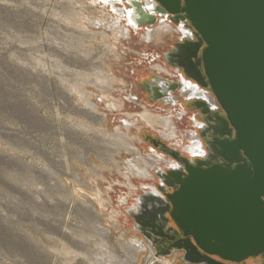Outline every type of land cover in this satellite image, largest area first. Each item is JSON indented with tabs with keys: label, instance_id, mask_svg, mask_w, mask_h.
Here are the masks:
<instances>
[{
	"label": "rangeland",
	"instance_id": "rangeland-1",
	"mask_svg": "<svg viewBox=\"0 0 264 264\" xmlns=\"http://www.w3.org/2000/svg\"><path fill=\"white\" fill-rule=\"evenodd\" d=\"M91 1L0 0V264H122L110 253L123 264H186L178 252L173 262L147 248L129 250L141 237L130 210H117L120 188L143 181L129 172V140L144 152L161 135L138 114L170 116L143 87L156 76L147 54L160 56L154 68L163 67L174 38L168 34L160 54L144 45V33L116 37L112 15ZM95 78L105 85H92ZM76 89L92 96L99 122L79 111L86 100ZM128 93L140 98L132 108ZM117 103L133 112L132 125L115 115ZM242 264H264V257Z\"/></svg>",
	"mask_w": 264,
	"mask_h": 264
},
{
	"label": "water",
	"instance_id": "water-1",
	"mask_svg": "<svg viewBox=\"0 0 264 264\" xmlns=\"http://www.w3.org/2000/svg\"><path fill=\"white\" fill-rule=\"evenodd\" d=\"M124 1L129 25L153 29L162 18L178 30L163 59L181 77L145 83L151 102L189 103L192 114L186 148L171 150L176 164L156 172L160 191L174 190L166 204L176 228L166 233L182 239L172 248L186 264L264 257V0H152L148 9Z\"/></svg>",
	"mask_w": 264,
	"mask_h": 264
},
{
	"label": "built area",
	"instance_id": "built-area-1",
	"mask_svg": "<svg viewBox=\"0 0 264 264\" xmlns=\"http://www.w3.org/2000/svg\"><path fill=\"white\" fill-rule=\"evenodd\" d=\"M138 1H140L143 4V6L147 9L152 7V0H138ZM94 2L102 3L103 0H92L91 2H89V4L94 3ZM117 4H118V7L122 9V15L119 17V22H121L123 26H126L127 28H129L130 32H132L134 37L139 36L142 33H144L143 28H147V27H138L137 28V27H133L127 23L126 16H127V12L130 10V6L124 0H117ZM110 11L112 14L117 16L112 10H110ZM159 24L161 26H167V25L170 26L171 25L170 22H167L166 19H162V18H160ZM96 30H98V29H96ZM165 32L167 34H169L170 32L177 33L178 30L175 28H172L171 30H169V29L165 30ZM144 34H146V36L149 35L147 33H144ZM125 40H129V39H125ZM145 42L148 43L149 41H145ZM147 57H148L147 60H150L151 69L155 73H157L156 75L165 76V77H167L169 79H173V80H177L181 77L180 75L173 73V70L170 67L169 68L171 70V73L165 72V71L160 72V71L156 70L154 68V64L159 62L158 60L160 59V56L147 54ZM165 65H167V63ZM103 99H104L103 96H101V98H99V99L97 98V102L101 105L104 102ZM206 101L211 103L215 110H221L219 103L217 102L215 96L211 93L210 90H206ZM125 102L127 103L128 108L129 107L132 108V105L134 103H137V100H136L135 96H133L132 93H128V96L126 97ZM127 106H125V107H127ZM106 107H107V105H106ZM104 109L105 110H103L101 112L104 113L105 116L107 115L109 117V115H110L109 113H112V112L110 111V109L109 110H106L107 108H104ZM161 110H162V112H165V115L166 114L167 115L172 114L174 116V121H176L177 124H181L184 120H186L190 116L188 113V110L183 106L182 102L175 104L169 108L168 107L163 108ZM128 113L133 114L132 111H124L123 107L120 109V111H115V115L117 114V116L119 115L122 117L123 120L121 123L124 127L129 125V123H130V120H129L130 118L127 117ZM131 128H133V127H131ZM115 130H116V128H115ZM193 132L194 131L192 130L191 133H193ZM158 140L161 141V143H162L161 147H155L153 145H150L149 147L144 148L145 151L144 152L142 151V155L146 158H149V159H151L153 157H160L161 161L156 162L154 164V166L150 169V173H151L150 176L148 175L147 178L144 177L145 182L138 184L137 188L135 189L134 192L131 193V191H129L128 189H123V188L121 189L120 188L121 194L119 195V201L117 202V204H118L117 209H119L121 207V209L119 211L124 212V211L130 210L131 209L130 203H131V200L133 198H135V197L138 198L139 195L141 194V192H143L149 188H152L156 184V182L159 183V180L156 176V172L158 170L166 172L167 170H169L171 168L172 165L176 164L175 160L172 157H170V155H169V152L171 150H173V149H176L178 151L184 150L183 143L181 145H179L177 143V141L165 140L160 135H159ZM127 156H128L127 157L128 158L127 159V165L129 167H131L128 163L133 159V157L129 156V155H127ZM125 180H127V179H125ZM168 258H170V257H168ZM170 259L173 262L176 261L175 256L171 257Z\"/></svg>",
	"mask_w": 264,
	"mask_h": 264
},
{
	"label": "bare ground",
	"instance_id": "bare-ground-1",
	"mask_svg": "<svg viewBox=\"0 0 264 264\" xmlns=\"http://www.w3.org/2000/svg\"><path fill=\"white\" fill-rule=\"evenodd\" d=\"M97 4L100 5L101 7L106 8L108 10V12L112 15V16H110L107 13L110 16V19H109L110 21L108 23L110 24L111 30H114L116 32V37L117 36L118 37L125 36V31L129 32L130 34H132V32H130L129 28H127L126 26H123L122 23L119 22V17L122 15V9L118 7L117 0H103L102 3H97ZM110 10H112L117 16L112 14ZM101 22H102L101 20L96 21L95 25L101 26ZM119 26H122L123 28L119 27ZM155 28H159V31H162V30L165 31V30H168V29L171 30L173 27L171 25L170 26H168V25L167 26H161L159 24V25L155 26L153 29H155ZM151 31H152L151 29L143 28V32L149 34V35L146 36L147 39L151 38V33H152ZM161 65L163 67L158 65L156 70H158L160 72L165 71V72L171 73V70H170L169 66L165 65L164 63H161ZM159 68H161V69H159ZM173 73H175V72H173ZM163 77H165V76H163ZM91 84L94 85L95 87H97L99 85H105V82L103 80L99 79V78H95V79H92ZM76 93L83 101L86 100L85 101L86 102V107L85 108H87V110H79V111H84L85 115L86 114L90 115V116H87V117L90 118L91 121L93 120L92 122H99L102 119V114L99 113L97 107L92 104V101H91V97L92 96H90V97L88 96V97H86L84 99V96H83L84 92H83L82 89H76ZM135 98H136V100H139L138 96H135ZM72 105H73V102H72ZM138 116L140 117V119L144 123H146L149 126H152V125L154 126V123H157L156 116L153 115L152 113L148 112L147 110H145L143 112H140L138 114ZM169 118H170L169 124H170V122H174V124L171 123L170 125H168L169 126V131H166L164 129L163 130L155 129V130H157V132H159L161 134L160 136L162 138H164L165 140H175V141H177V143L179 145H181L183 143V145H184L183 147L186 148L185 144L187 143V141H189V137H190L189 135H190L191 132H188L186 134L180 133L178 125L174 121V116L172 114H170ZM129 125H132L131 121H130ZM157 125H160V124H157ZM161 126H162V124H161ZM160 161H161L160 157H153L150 160H148L146 158L142 159L141 161L137 160L136 163H132L133 161L129 162L130 166H131V167H129V172H132L135 175H139L138 179H143L144 177L147 178L148 175L150 176V174H151L150 173V169L154 166V164L156 162H160ZM142 182H145V179L143 181H140L138 184H140ZM134 191H135V189L131 190V193L134 192ZM120 209H121V207L119 209H117L118 212L123 214L122 211H119ZM98 229L103 231L104 235H108V232L106 230H104L101 226H99ZM140 239L142 241H139L137 239L132 241L127 246V247H129V250H132V251H144V250H146L147 245H149V244L147 242H145L142 238H140ZM152 250H153V248H152ZM155 254H156V252H155ZM110 255H113L112 257H114V261L115 262L122 263V264L124 263V262L120 261V259L117 257L116 254L110 253ZM160 257H164V256H160ZM165 258H168V257H165ZM168 259H170V258H168Z\"/></svg>",
	"mask_w": 264,
	"mask_h": 264
},
{
	"label": "flooded vegetation",
	"instance_id": "flooded-vegetation-1",
	"mask_svg": "<svg viewBox=\"0 0 264 264\" xmlns=\"http://www.w3.org/2000/svg\"><path fill=\"white\" fill-rule=\"evenodd\" d=\"M143 88L147 90L145 85ZM187 110L190 115L189 117H191L192 114H190V109ZM222 162L223 161H220V163ZM130 183L132 184L133 181H130ZM154 186L141 192L139 197L135 200V202H133L131 206L130 213H132V215H136L135 218L131 215L133 229L136 235L141 237L145 242L149 244L147 245V249L150 250L155 256L156 254L152 251L151 248L153 245H155V248H153V250L156 253L161 251H169L173 254L174 252L178 251H175V249L172 248V245L178 240L182 239V234L175 236L173 232H171L170 234L166 233L168 229L171 228V226L176 228L172 221H169V223H167V217L169 216L166 204L169 201L167 195L173 193L174 190L168 188L166 189V191L162 192L160 191V185L157 182ZM141 196L146 197L143 204H140L139 199ZM158 217L163 218L165 222L154 221V218ZM139 241L142 240L139 239ZM178 253L181 254V252Z\"/></svg>",
	"mask_w": 264,
	"mask_h": 264
},
{
	"label": "crops",
	"instance_id": "crops-1",
	"mask_svg": "<svg viewBox=\"0 0 264 264\" xmlns=\"http://www.w3.org/2000/svg\"><path fill=\"white\" fill-rule=\"evenodd\" d=\"M119 27H122V26H119ZM123 28V27H122ZM151 38L147 39L146 37H144V41H149L148 43L144 42V45H146L147 48L151 47V48H156V51H158V53L162 54L164 51H165V48H166V42L170 40L168 34L165 32V31H159V28H155V29H152L151 31ZM132 37L134 38V36L132 34H130L129 32H126L125 31V37L124 39H132ZM134 96H138L137 94H134ZM139 97V96H138ZM140 99V98H139ZM182 102V101H181ZM137 103H139V100H137ZM118 105H116L117 107L121 108L122 105L119 103H117ZM183 106H184V102H182ZM162 119V120H161ZM156 120H157V123H154V126H149L150 128L152 129H161V130H166V131H169V126L171 123L174 124V122H170L169 124V120L170 118L169 117H163L161 115H156ZM186 122H187V119L184 120L181 124H177L178 125V128H179V132L180 133H188V132H192V129H190V127H185L186 125ZM157 124H160V125H157ZM162 124V126H161ZM134 125V124H133ZM178 130V129H177ZM176 130V131H177ZM118 136H120L119 134H117ZM116 135V136H117ZM117 136V137H118ZM120 139V138H119ZM131 148V149H130ZM127 149L128 151H130L131 153H133L135 155V157H133V159L130 161L132 163H136L138 159L140 158H143L145 159L146 157H144L142 155V150L141 149H138L137 151V148L133 145V143H131V141L129 140L128 142V146H127ZM137 151V152H136ZM128 153V152H127ZM129 155V154H127ZM135 158L137 160H135ZM148 159V158H146ZM130 165V164H129Z\"/></svg>",
	"mask_w": 264,
	"mask_h": 264
}]
</instances>
